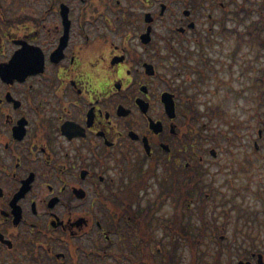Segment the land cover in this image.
<instances>
[{"label": "flooded vegetation", "instance_id": "obj_1", "mask_svg": "<svg viewBox=\"0 0 264 264\" xmlns=\"http://www.w3.org/2000/svg\"><path fill=\"white\" fill-rule=\"evenodd\" d=\"M232 3L219 22L207 0H0L3 264H121L181 234L174 196L211 147L172 65ZM241 219L264 264V199Z\"/></svg>", "mask_w": 264, "mask_h": 264}, {"label": "rangeland", "instance_id": "obj_2", "mask_svg": "<svg viewBox=\"0 0 264 264\" xmlns=\"http://www.w3.org/2000/svg\"><path fill=\"white\" fill-rule=\"evenodd\" d=\"M212 9V15L221 22L224 16L225 3L228 0H207ZM232 3V9H240V15L246 16L250 21L260 19L258 11L264 0H237ZM238 4H242L239 7ZM231 19L228 26H235ZM247 21L238 26L243 30ZM228 37H220L217 32L212 33L213 45L205 46L204 52L199 53V46L191 38L186 43V49L193 52L188 59L182 74L172 69V78L175 83H181L187 88V94H192L194 102L199 107L202 116L199 119L200 132L206 136L203 139V147L215 149L216 156L210 152L200 153L204 156L203 163L199 166V172L203 174L202 182L206 190H211L212 195L207 199V209L219 216L222 222L226 213L229 212L230 204H238L242 212H250L259 209L260 199H264V137L258 136L261 121L264 119V102L257 103L255 92L250 88L255 71L245 73L244 66L251 64L256 67L264 66V49L258 44H243L237 46L233 31H227ZM264 34V31H263ZM182 50V49H180ZM184 50V49H183ZM188 51V50H187ZM184 52V51H183ZM186 52V51H185ZM261 54L258 58L257 55ZM210 60L207 64L205 77H199L200 72L195 68H201L203 58ZM178 58V57H177ZM179 62V59H178ZM195 81L198 83L196 84ZM216 112L218 113L216 115ZM210 113L212 116H210ZM214 136V139L212 135ZM258 141L259 153L255 151L253 141ZM230 199V201H228ZM198 204L195 205L197 207ZM205 205V206H206ZM170 211V208H167ZM242 224V219L236 217L235 209L230 213V219L226 225L223 244H231L233 259L239 260V250L236 247L241 238L235 240L233 234L234 225ZM221 234V233H220ZM217 245L211 244L210 239H204L202 249L205 253L206 263L214 258ZM116 250L120 248L115 247ZM190 253L184 250L182 264L189 263ZM228 255L225 251L223 264H227ZM5 257L0 255V264ZM114 257L106 258L103 264H112Z\"/></svg>", "mask_w": 264, "mask_h": 264}, {"label": "trees", "instance_id": "obj_3", "mask_svg": "<svg viewBox=\"0 0 264 264\" xmlns=\"http://www.w3.org/2000/svg\"><path fill=\"white\" fill-rule=\"evenodd\" d=\"M260 5L262 6L260 10V15L262 16V20L258 22V20L251 21L247 27L246 32L237 31V35H239L238 43L239 45L243 43V36L247 35V43L249 44H258L261 48H264V2H261ZM240 10L235 11L232 13V16L235 18L236 22H243L246 20V16L240 15ZM240 47V46H239ZM264 75V72L262 76ZM263 90L256 97L257 103L264 102V79H263ZM202 115V114H200ZM210 116H212L210 114ZM261 127L264 131V119L261 122ZM203 174H199L198 187L194 188L193 184L195 181L192 179L190 183H183L182 185V198L183 201L187 200L188 198L194 197V193H197L198 199L200 200V213L198 214L199 220L201 223L199 225H195L192 221L186 219L187 212L183 213V219H185L184 223L182 224V232L183 236L182 239L178 238V241H174V238L168 240L169 246L167 250V264H182L183 259V250L187 248L190 252V264H203L206 262L205 253L206 251L202 249V242L204 237V229L206 228L207 221L204 220L205 217V203L206 200L212 195V191L206 190V186L202 182ZM196 180V178H194ZM194 181V182H193ZM237 207L240 208V205L237 204ZM219 229V224L217 225V230ZM217 248V253L215 254L214 258L210 260L209 264H223L222 259V252L224 251L223 245L219 244ZM204 252H200V251ZM229 253L231 255V251L229 249Z\"/></svg>", "mask_w": 264, "mask_h": 264}]
</instances>
